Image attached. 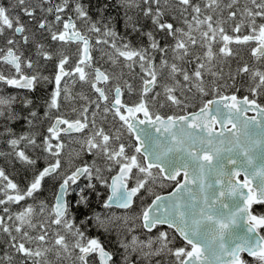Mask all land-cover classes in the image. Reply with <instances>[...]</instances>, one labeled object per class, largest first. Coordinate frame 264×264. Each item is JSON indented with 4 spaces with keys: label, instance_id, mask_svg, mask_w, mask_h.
Returning <instances> with one entry per match:
<instances>
[{
    "label": "snow or ice",
    "instance_id": "snow-or-ice-1",
    "mask_svg": "<svg viewBox=\"0 0 264 264\" xmlns=\"http://www.w3.org/2000/svg\"><path fill=\"white\" fill-rule=\"evenodd\" d=\"M121 3L151 21L146 46L120 37L106 2L95 18L84 0L0 5V82L53 85L42 132L5 128L11 151L0 156L33 174L21 186L0 167V233L11 249L0 264H264V213L254 211L264 205V0ZM234 46H247L249 61L233 69ZM77 84L91 95L73 94ZM14 100L0 96V117L19 119ZM77 100L74 117L52 114ZM24 119L31 129L42 123L35 110ZM45 178H59L58 191L37 203ZM97 184L110 193L103 208L122 215L77 218L73 209L90 208ZM116 229L113 251L101 236Z\"/></svg>",
    "mask_w": 264,
    "mask_h": 264
},
{
    "label": "flooded vegetation",
    "instance_id": "flooded-vegetation-1",
    "mask_svg": "<svg viewBox=\"0 0 264 264\" xmlns=\"http://www.w3.org/2000/svg\"><path fill=\"white\" fill-rule=\"evenodd\" d=\"M22 19L24 21L28 20V18H26V19L22 18ZM25 47H27V46H25ZM33 51H34V49H33ZM101 55L102 54L99 51L93 52L94 57H100ZM104 60L106 61L105 57H104ZM103 66L105 68H107V63H104ZM53 71H54V69L52 67V62H48L46 67L43 69V74L51 76ZM52 89H53V85L50 83H47V82H41L40 84H38L34 91H29L27 89H16V88H13L11 86L5 85L2 82H0V96L15 97V100L12 103V105H13L14 110L17 111V113L20 112L19 114L21 117H20V119H17V120H19V122L21 124L22 133L28 132V131L42 132L47 127L48 121L44 117V113L47 111V106H46L45 102L48 100ZM72 91H73V94H76L79 92H84L88 95H91V93L87 89V86H82L80 84L72 86ZM26 100H31L32 104L27 105ZM82 103L83 102L79 101V100L63 102L60 113H56V111L53 110L52 114L53 115L62 114V115H66L70 118L74 117L76 114L71 111L72 105L75 104V106L77 108H79ZM33 110L37 111L38 116L40 117V119L42 121V123H38V127L36 129H31L29 124H28V121L26 119H24L25 117L28 116L29 112L33 111ZM15 111H13V112H15ZM33 155L34 156L39 155V153H35ZM83 159L88 160L90 158L85 156ZM45 163L46 162L43 159L38 160V162H37V164L41 165L42 167L45 166ZM76 163L78 164L79 161L77 160ZM83 183H84V181L81 180V185H83ZM58 186H59V178H45V181L43 182L42 189L37 194L36 202L39 203L40 200H45L49 203H52L54 194L58 191ZM171 190L172 189L170 186L164 187V188L154 187V191H156L158 194H167ZM108 194H110L109 191L103 185L97 184V190L89 193V199L91 202L90 208L85 209L82 207H77V208L73 209V213L77 216L78 219L83 218L81 216V213L91 214V212H93V211L101 213V214H115L116 216L122 215L124 210L116 209V208H113V209L103 208V201ZM142 195H144V194L142 193ZM75 198H76V194L73 193V195H72V197H70V199L74 200ZM151 198L152 197L148 196L146 199L139 202L140 207H143L144 205L149 203ZM29 202L31 203L32 201H29ZM262 206H263V210H264V205H262ZM134 210L136 212H138L139 208L136 205H134ZM263 213H264V211H263ZM130 214H131V211H130ZM136 223H137V225L139 224L138 221ZM121 231H122L121 229H116L115 231H111L110 233H104L101 236L102 239H105L107 246L113 251H115L119 248L118 236L120 235ZM89 234L90 235H99L100 231L93 227L90 229ZM134 234L140 235L141 238H143L144 231L142 229H140L139 227H137L136 232ZM7 239L8 238L4 239V241L0 240V256L4 255L5 251L9 252L11 250L8 247H6V240ZM113 244L115 246H113ZM1 245H3V246L1 247ZM120 251H122V250H120ZM132 259L136 260L137 258L132 257Z\"/></svg>",
    "mask_w": 264,
    "mask_h": 264
},
{
    "label": "trees",
    "instance_id": "trees-1",
    "mask_svg": "<svg viewBox=\"0 0 264 264\" xmlns=\"http://www.w3.org/2000/svg\"><path fill=\"white\" fill-rule=\"evenodd\" d=\"M9 0H2L1 5L7 6ZM86 4H89L92 8V14L95 18L96 11L95 6L97 3H107L108 9L104 13L106 17L111 20V25L115 28V30L119 33L120 37L125 40H130L134 46L136 45H145L147 44V39L142 35L143 32L151 31L152 24L151 21L147 18H144L138 9L135 7L126 8L122 5L121 0H84ZM19 8H16L15 11H18ZM125 12L128 13L129 16H132L135 21H137V27L140 28V32H136L129 26L127 22V17L125 16ZM238 56L235 59L230 58L231 67L234 69L236 67L237 61L246 62L249 61V52L248 50H238ZM228 72V67H225V73ZM239 82V81H238ZM20 119V112H14ZM10 127L13 131L19 135L22 133V128L19 120H7L5 117H0V147H5L6 149L3 152H10V146L7 144V140L10 138L9 135L5 132V128ZM41 165L37 164V168H42ZM0 167H4L6 172L13 175V178L23 186L26 184L31 178L33 174V170L31 167L21 164L16 161L13 157L6 158V161L0 156ZM254 211L263 213L262 205H255ZM113 246H115L113 244ZM245 258L250 259L246 256Z\"/></svg>",
    "mask_w": 264,
    "mask_h": 264
},
{
    "label": "rangeland",
    "instance_id": "rangeland-1",
    "mask_svg": "<svg viewBox=\"0 0 264 264\" xmlns=\"http://www.w3.org/2000/svg\"><path fill=\"white\" fill-rule=\"evenodd\" d=\"M10 2L7 4V6H5L6 8H10L11 7V5L14 3V0H9ZM1 3H2V0H0V5H1ZM15 12H19V10L18 11H15ZM21 16H22V18H24V19H26L27 17H24L23 16V14L21 13ZM231 21H229V25H231ZM234 48L235 49H237V50H243V49H245V50H248V48H247V46H234ZM105 59H107L106 57H105ZM109 67V64L107 63V68ZM126 71V70H125ZM137 71H138V69H137ZM127 78V77H126ZM11 110L12 111H15L14 110V108H13V105H11ZM5 115H7V112L5 113ZM4 149H6L5 147L3 148V147H0V152H3V150ZM2 158H3V160L4 161H6V158H8V157H4V156H1ZM7 238V236H6V234H3V233H0V240L1 241H4V239H6ZM3 245H1V247H2ZM6 247H7V244H6ZM9 253H11V250L9 251Z\"/></svg>",
    "mask_w": 264,
    "mask_h": 264
},
{
    "label": "water",
    "instance_id": "water-1",
    "mask_svg": "<svg viewBox=\"0 0 264 264\" xmlns=\"http://www.w3.org/2000/svg\"><path fill=\"white\" fill-rule=\"evenodd\" d=\"M166 195V194H165Z\"/></svg>",
    "mask_w": 264,
    "mask_h": 264
}]
</instances>
